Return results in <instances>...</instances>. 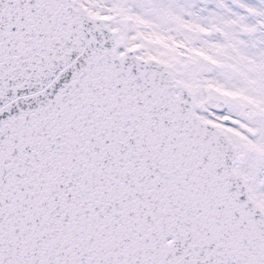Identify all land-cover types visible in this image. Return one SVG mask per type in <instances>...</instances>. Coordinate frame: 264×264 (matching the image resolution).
I'll return each instance as SVG.
<instances>
[{
	"label": "snow or ice",
	"instance_id": "obj_1",
	"mask_svg": "<svg viewBox=\"0 0 264 264\" xmlns=\"http://www.w3.org/2000/svg\"><path fill=\"white\" fill-rule=\"evenodd\" d=\"M0 264H264V0H0Z\"/></svg>",
	"mask_w": 264,
	"mask_h": 264
}]
</instances>
